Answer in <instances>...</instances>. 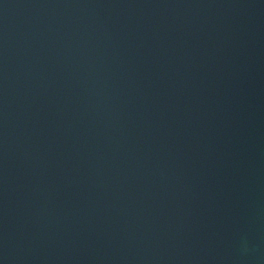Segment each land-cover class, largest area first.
I'll list each match as a JSON object with an SVG mask.
<instances>
[{
	"label": "water",
	"instance_id": "water-1",
	"mask_svg": "<svg viewBox=\"0 0 264 264\" xmlns=\"http://www.w3.org/2000/svg\"><path fill=\"white\" fill-rule=\"evenodd\" d=\"M0 264H264V0H0Z\"/></svg>",
	"mask_w": 264,
	"mask_h": 264
}]
</instances>
